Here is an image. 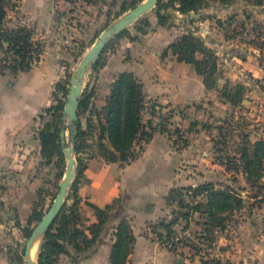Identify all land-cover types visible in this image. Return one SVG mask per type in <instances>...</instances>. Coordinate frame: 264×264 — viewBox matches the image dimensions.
I'll return each instance as SVG.
<instances>
[{
    "label": "rangeland",
    "instance_id": "rangeland-1",
    "mask_svg": "<svg viewBox=\"0 0 264 264\" xmlns=\"http://www.w3.org/2000/svg\"><path fill=\"white\" fill-rule=\"evenodd\" d=\"M144 1L48 0L49 11L55 15L53 26L50 24L51 34L46 38L37 37L32 28H27L34 42L41 45L40 60L31 68L33 78L24 75V71L13 69L14 55L7 51V43L3 48L0 46V73L5 76L1 78V100L7 105L6 97H13L19 114L16 120L29 121L26 125L28 139L24 142L16 136L20 141L14 143L15 158L3 156L0 159V222L5 233L0 238V246L5 247L9 264H27V233L38 223L31 217L36 210L45 214L53 204L68 162L64 148L69 146L74 148L77 167L62 209L65 207L68 214L78 218L81 229L86 230L93 224L90 220L91 209H94L87 204L88 200L84 202L81 194L83 185L90 182L88 168L93 162L96 171L103 164H115L120 168L116 189L123 188L115 206H119L120 221L127 218L134 233L156 244L145 250L142 262L201 264L202 257H216L224 264H264V165L259 177L250 180L241 160V149L245 144L253 150L257 141L264 142V0H231L227 4L221 0H206L198 11L199 17L186 19H182L186 14L174 7L178 2L173 6L171 0H162L159 7L162 20L157 16L156 4L107 44L97 65L94 63L87 68L80 96V99L85 98V106L79 108L77 120L84 130L81 136L76 137L75 125L76 133L74 139L71 138L68 118L63 115L62 155L57 151L48 159L42 154L40 132L48 124H54L56 118L52 113L59 112L55 106L65 109L71 79L86 52L105 29ZM136 2L139 3L135 5ZM20 6L21 0L7 1L8 14L2 29L16 28L14 26L21 18ZM124 9L127 10L123 12ZM162 26L173 32L194 33L216 53V85L206 87V95L182 106L156 107L152 99H145L147 108L143 120L147 124L151 120L153 135L156 131L161 132L169 142L165 145L162 140L152 141V136L147 142L134 145L138 154L130 163L110 162L103 156L101 146L103 143L112 148L107 132L103 130L106 122L103 107L111 94L112 84L122 73L118 72L120 62L130 58L129 48L134 41L144 44L145 35L152 31L157 33L156 28ZM46 75L53 77L46 79ZM28 81L36 88L27 90ZM237 85L243 86V92L234 104L225 91L234 94ZM24 107L31 108L30 113L24 115ZM151 128L147 127V130L151 131ZM148 142H151L150 148L165 145L164 160L160 161L159 167L154 166L152 172L148 170L143 175L129 171L131 177L126 181L124 168L130 170V164L143 153ZM26 150L28 157H24ZM78 159L84 171L77 183L80 201L73 206ZM210 182L217 188L228 187L242 198L240 209L218 212L222 225L212 222L205 213L208 193L195 200L184 192L183 207L178 200L167 199L172 188ZM201 201L205 204L200 211H193L191 207ZM189 212L191 217L183 215ZM176 216L180 217V222L174 227L171 242L175 245L172 246L160 224ZM108 233L114 241L115 231ZM65 242L66 251L58 256L55 264H84L90 260L96 246L95 243L90 248L78 250L69 239Z\"/></svg>",
    "mask_w": 264,
    "mask_h": 264
},
{
    "label": "trees",
    "instance_id": "trees-1",
    "mask_svg": "<svg viewBox=\"0 0 264 264\" xmlns=\"http://www.w3.org/2000/svg\"><path fill=\"white\" fill-rule=\"evenodd\" d=\"M8 0H0V46L3 48L7 43V51L14 55L13 69L27 71L32 68L35 61L40 60L41 45L34 42L31 31L25 26H18L14 29H2V25L7 17L8 10L6 3ZM171 5L174 6L178 2V6H174L177 11L183 14H188L191 11H199L206 0H171ZM223 3H229L231 0H221ZM162 0L157 2L158 11L157 16L159 20L163 19L160 12ZM139 3L136 2L135 5ZM127 9H124L126 11ZM125 32V31H124ZM122 32V34L124 33ZM171 51L180 62H186L194 66L196 72L202 76L203 82L207 88L216 85L215 75L218 70L217 55L208 48L205 41L196 36L194 33L184 32L172 43L169 44L164 54L167 55ZM201 55V56H199ZM98 61L94 65H97ZM143 82L130 71H124L119 74L118 78L112 84L111 94L108 97L106 105L103 107L106 122L103 125V130L107 132V137L112 145V148L101 144L103 156L110 162H126L130 163L137 157L138 152L134 145L138 142H147L153 136L152 121L149 120L148 124L143 120V112L147 108V103L143 91ZM234 88L235 93L225 95L230 98V101L237 104L240 99L243 86L237 85ZM224 94V93H223ZM85 106V98L80 99V107ZM54 108L59 109L58 114L52 113L55 116L54 124H48L46 129L40 132V140L42 145V154L48 159L51 158L57 151L62 155L60 136L61 132L65 130L62 116L64 115L63 109L60 106ZM46 111H51L47 109ZM77 133L76 137L81 136L84 130L81 123H76ZM147 127L152 130H147ZM71 129V127L69 126ZM179 131V130H178ZM141 141V142H140ZM187 144V141H185ZM140 149H143L141 144ZM241 160L243 161L244 171L247 173L248 178L255 179L259 177L260 169L264 165V142L262 140L255 143L252 150L248 144L241 149ZM79 168L74 182L73 188L75 195L74 205L80 201L78 197L77 183L83 176L84 168L82 162L78 159ZM184 192L192 199L202 197L208 193V201L206 203L207 209L205 213L209 216L212 222L223 224L218 216L219 211H234L243 206L242 198L233 193L228 187L217 188L210 183L200 184L198 186L178 187L172 188L167 197L170 201L179 202L180 206H184L185 199L182 197ZM210 196V198H209ZM118 199H114L112 203L104 207H100L94 203L87 202V204L94 209L98 221L94 222L86 230L81 229L78 225V218L74 214H68L65 207L62 209L55 222L43 237L41 249L38 258V264H55L58 256L66 251L65 241L69 239L73 245L79 250L92 247L97 239L104 231L105 225L111 217V212L115 208ZM205 204L201 201L194 204L191 209L193 211H200V208ZM73 209V207H72ZM186 217H191L189 213L183 214ZM44 213L36 210L31 217L32 221L39 222ZM189 221V220H188ZM180 222V217L176 216L170 221L161 222L160 226L166 230L167 239L172 246L175 245L171 242L173 234L175 233V225ZM71 226V227H69ZM56 227V228H55ZM33 229V228H32ZM32 229L27 233V237L31 235ZM88 231V232H87ZM136 243V235L133 232L132 225L127 218H123L115 227V239L113 241L110 253V264H129L130 255L134 250ZM201 264H224L222 259L212 257L205 259L201 258Z\"/></svg>",
    "mask_w": 264,
    "mask_h": 264
},
{
    "label": "crops",
    "instance_id": "crops-1",
    "mask_svg": "<svg viewBox=\"0 0 264 264\" xmlns=\"http://www.w3.org/2000/svg\"><path fill=\"white\" fill-rule=\"evenodd\" d=\"M21 18L18 20V24L14 27L25 26L32 28L33 34L37 37L46 38L52 32V21H55L54 13L49 11L48 0H21ZM52 26H51V25ZM162 28V29H161ZM157 33L149 32L145 35L144 44L139 45L134 41L132 47L129 49L130 58L124 59L120 62V69L118 72L130 71L133 72L144 84L143 91L145 99L153 100L156 103V107L166 105H184L199 98L201 95H206L207 89L203 82V78L199 75L194 67L186 62H180L177 57L169 51L167 55L164 54L169 44L172 43L183 32H173L167 28L157 27ZM155 32V31H154ZM135 45V46H134ZM253 69V68H252ZM24 75H28L33 78V69L22 72ZM115 75V74H113ZM4 75L0 73V159L3 156L6 158H15L17 151L14 148V143L20 140L16 139V136L24 139H28V133L26 125L29 123L27 120L17 121L19 114L16 112V102L13 97H6L9 103L5 105L1 100V78L4 79ZM46 79L53 77V75L45 76ZM28 88H36V85L32 81L27 82ZM3 97V96H2ZM28 107L22 108L25 114L30 113ZM7 113V117L6 114ZM6 117V118H5ZM14 133V134H12ZM17 134V135H16ZM21 139V140H22ZM162 140L166 145L168 139L161 132H155L152 141ZM151 141V142H152ZM151 142H148L145 146L143 153L133 161L130 165V170L124 168V179L126 181L130 179L129 171L139 172V175H143L144 172L151 171L154 166L159 167L160 161L165 145L162 147L152 146ZM6 143V144H5ZM8 144H11L8 146ZM151 149V150H150ZM24 157L29 156V151L23 152ZM181 159V158H180ZM95 162L90 165L87 170L89 183L84 184L81 188V194L85 200L94 203L100 207H104L107 204L113 202L123 189L122 187L116 189V176L119 174V167L117 165H105L101 166L99 170H93ZM146 188V187H145ZM146 190V189H145ZM147 190H151L148 188ZM151 200L150 193L148 194ZM142 198V197H141ZM92 218L90 222L94 223L98 221V217L94 215V211L91 209ZM122 215L119 212V206L115 207L111 212V217L108 223L105 225L104 234L98 239L94 250L92 251V257L88 262L84 264H110V253L113 240L108 233L109 230L113 233L115 226L120 221ZM4 226V225H3ZM4 229L0 222V238L4 236ZM136 243L134 247V253L132 254V260L129 264H148L142 262V257L145 256V250L151 249L154 244L147 237L136 234ZM5 247L0 246V264H9L5 252ZM138 256V259H136Z\"/></svg>",
    "mask_w": 264,
    "mask_h": 264
},
{
    "label": "water",
    "instance_id": "water-1",
    "mask_svg": "<svg viewBox=\"0 0 264 264\" xmlns=\"http://www.w3.org/2000/svg\"><path fill=\"white\" fill-rule=\"evenodd\" d=\"M158 0H146L134 8L129 10L126 14L116 20L112 26L105 29L99 39L91 46V48L86 52L84 58L80 62L77 67L76 74L71 79V87L69 91L68 100L64 109V116L68 118L69 125L71 127V138L74 139L76 130L75 125L78 120V110L80 106V96L82 93L83 85H84V77L86 74V70L88 67L92 66L100 55L104 52L107 44L116 36H118L124 29H126L130 24L135 22L141 15L152 9L156 6ZM200 12L191 11L186 14L182 19L191 18V17H199ZM65 137V130L61 132L62 141ZM64 152L67 156L68 162L66 167V172L64 176V180L60 183L59 192L49 208V210L44 214L42 219L36 224L33 228L31 235L29 236L26 247H25V258L27 260V264H38L34 262L31 258V249L37 238L41 237V241L43 237L48 232V230L53 225L55 219L60 213L62 207L64 206L65 199L68 193L69 187L73 183V179L76 174V157L74 155L73 146H69L64 148ZM41 249V247H40ZM40 253V252H39ZM39 258V255H38Z\"/></svg>",
    "mask_w": 264,
    "mask_h": 264
},
{
    "label": "bare ground",
    "instance_id": "bare-ground-1",
    "mask_svg": "<svg viewBox=\"0 0 264 264\" xmlns=\"http://www.w3.org/2000/svg\"><path fill=\"white\" fill-rule=\"evenodd\" d=\"M41 237L37 238V240L35 241V243L33 244L32 246V249H31V258L34 262L37 261L38 259V254H39V251H40V247H41Z\"/></svg>",
    "mask_w": 264,
    "mask_h": 264
}]
</instances>
